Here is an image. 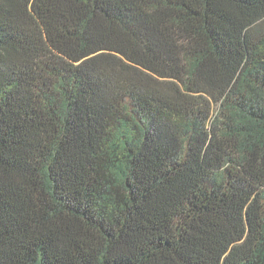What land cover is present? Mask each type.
<instances>
[{
  "label": "trees",
  "instance_id": "1",
  "mask_svg": "<svg viewBox=\"0 0 264 264\" xmlns=\"http://www.w3.org/2000/svg\"><path fill=\"white\" fill-rule=\"evenodd\" d=\"M0 264H264V0H0Z\"/></svg>",
  "mask_w": 264,
  "mask_h": 264
}]
</instances>
